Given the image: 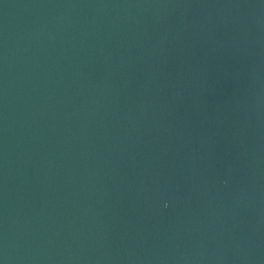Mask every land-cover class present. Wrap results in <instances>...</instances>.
Returning <instances> with one entry per match:
<instances>
[{
	"label": "water",
	"instance_id": "95a60500",
	"mask_svg": "<svg viewBox=\"0 0 264 264\" xmlns=\"http://www.w3.org/2000/svg\"><path fill=\"white\" fill-rule=\"evenodd\" d=\"M0 264H264V0H0Z\"/></svg>",
	"mask_w": 264,
	"mask_h": 264
}]
</instances>
